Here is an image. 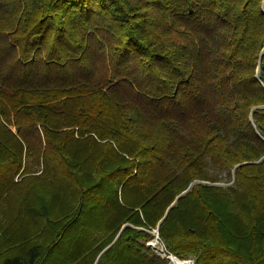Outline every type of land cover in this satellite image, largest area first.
<instances>
[{"label": "trees", "instance_id": "1", "mask_svg": "<svg viewBox=\"0 0 264 264\" xmlns=\"http://www.w3.org/2000/svg\"><path fill=\"white\" fill-rule=\"evenodd\" d=\"M169 254L264 264V0H0V264Z\"/></svg>", "mask_w": 264, "mask_h": 264}, {"label": "rangeland", "instance_id": "2", "mask_svg": "<svg viewBox=\"0 0 264 264\" xmlns=\"http://www.w3.org/2000/svg\"><path fill=\"white\" fill-rule=\"evenodd\" d=\"M210 174H214V172L213 171H210ZM223 176H222V178L220 179V182H216V183H212L213 185H222V186H226V185H230L232 182H233V180H229L228 178H226V177H224V174H222ZM200 181H198L197 183H199ZM211 182H209L208 184H210ZM190 188L191 187H189V189H187L186 191H188V190H190ZM186 191H184L183 193H182V195H184L185 193H186ZM157 231V230H156ZM155 231H153V232H151L152 234H155L154 233ZM155 237H156V234H155ZM158 237V236H157ZM154 242H155V247H152L153 249H154V251L156 252V250L155 249H159V250H161V249H163L164 248V245H163V243L159 240V237L158 238H155L154 239ZM149 244V243H148ZM187 260H190V261H193L194 263H195V261H194V259H192V258H188Z\"/></svg>", "mask_w": 264, "mask_h": 264}, {"label": "water", "instance_id": "3", "mask_svg": "<svg viewBox=\"0 0 264 264\" xmlns=\"http://www.w3.org/2000/svg\"><path fill=\"white\" fill-rule=\"evenodd\" d=\"M186 192H187V191H186ZM154 233L156 234V238H158V237H157V236H158V231H155ZM148 245H149V246H152V247H155V242L152 241V242H150ZM155 250H156V253L159 254V255H161L162 257H165V256H166L164 248L161 249V250H159V249H155ZM163 252H164V253H163ZM167 259L169 260L170 264H172L173 261H176V262H179V263L181 262V263H183V264H194L193 261H190V260H180V259H178L176 256L171 255V254H169V255L167 256Z\"/></svg>", "mask_w": 264, "mask_h": 264}, {"label": "bare ground", "instance_id": "4", "mask_svg": "<svg viewBox=\"0 0 264 264\" xmlns=\"http://www.w3.org/2000/svg\"><path fill=\"white\" fill-rule=\"evenodd\" d=\"M172 264H183V263H181V262L179 263V262L173 261Z\"/></svg>", "mask_w": 264, "mask_h": 264}]
</instances>
